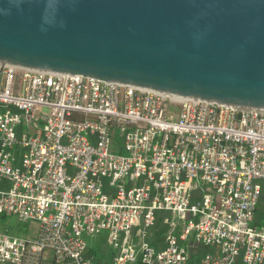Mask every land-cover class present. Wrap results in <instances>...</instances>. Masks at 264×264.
<instances>
[{
	"label": "built area",
	"instance_id": "obj_1",
	"mask_svg": "<svg viewBox=\"0 0 264 264\" xmlns=\"http://www.w3.org/2000/svg\"><path fill=\"white\" fill-rule=\"evenodd\" d=\"M262 184V109L0 65V214L36 224L0 231V263L96 264L106 231L111 264H190L191 239L196 264H264ZM157 210L166 245H134Z\"/></svg>",
	"mask_w": 264,
	"mask_h": 264
},
{
	"label": "water",
	"instance_id": "obj_2",
	"mask_svg": "<svg viewBox=\"0 0 264 264\" xmlns=\"http://www.w3.org/2000/svg\"><path fill=\"white\" fill-rule=\"evenodd\" d=\"M0 65L264 110V0H0Z\"/></svg>",
	"mask_w": 264,
	"mask_h": 264
},
{
	"label": "crops",
	"instance_id": "obj_3",
	"mask_svg": "<svg viewBox=\"0 0 264 264\" xmlns=\"http://www.w3.org/2000/svg\"><path fill=\"white\" fill-rule=\"evenodd\" d=\"M170 217V212L157 210L155 212V223L152 226L144 228L142 224H139L133 228L130 235L131 242L138 246L142 240L146 239L157 248L164 247L167 233L166 220ZM254 222L264 227V184H262V192L257 203ZM87 243L86 255L91 257L96 264H111L114 250L107 241L106 231H102L98 239L87 240ZM186 244L190 253V264H196L205 253L212 250L209 246L197 243L192 239Z\"/></svg>",
	"mask_w": 264,
	"mask_h": 264
},
{
	"label": "rangeland",
	"instance_id": "obj_4",
	"mask_svg": "<svg viewBox=\"0 0 264 264\" xmlns=\"http://www.w3.org/2000/svg\"><path fill=\"white\" fill-rule=\"evenodd\" d=\"M36 224L34 222L22 223L19 222L14 215H4L0 214V231H7L12 234H17L20 236H34L36 233ZM99 234V233H98ZM94 236L86 237L87 240L98 239L100 234ZM241 257H238V262H240ZM5 264V263H0Z\"/></svg>",
	"mask_w": 264,
	"mask_h": 264
},
{
	"label": "trees",
	"instance_id": "obj_5",
	"mask_svg": "<svg viewBox=\"0 0 264 264\" xmlns=\"http://www.w3.org/2000/svg\"><path fill=\"white\" fill-rule=\"evenodd\" d=\"M5 264H9V263H5Z\"/></svg>",
	"mask_w": 264,
	"mask_h": 264
},
{
	"label": "bare ground",
	"instance_id": "obj_6",
	"mask_svg": "<svg viewBox=\"0 0 264 264\" xmlns=\"http://www.w3.org/2000/svg\"><path fill=\"white\" fill-rule=\"evenodd\" d=\"M178 97V96H177Z\"/></svg>",
	"mask_w": 264,
	"mask_h": 264
}]
</instances>
